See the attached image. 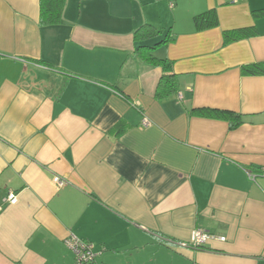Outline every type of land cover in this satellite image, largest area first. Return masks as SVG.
Wrapping results in <instances>:
<instances>
[{
	"label": "crops",
	"instance_id": "crops-1",
	"mask_svg": "<svg viewBox=\"0 0 264 264\" xmlns=\"http://www.w3.org/2000/svg\"><path fill=\"white\" fill-rule=\"evenodd\" d=\"M209 10L218 27L197 31ZM263 12L264 0H65L43 26L40 0H0V264H75L71 236L102 264H264V75L241 72L264 62ZM165 39L152 54L179 88L157 97L164 72L140 47ZM199 229L208 243L182 246Z\"/></svg>",
	"mask_w": 264,
	"mask_h": 264
},
{
	"label": "trees",
	"instance_id": "trees-1",
	"mask_svg": "<svg viewBox=\"0 0 264 264\" xmlns=\"http://www.w3.org/2000/svg\"><path fill=\"white\" fill-rule=\"evenodd\" d=\"M65 5V0H40V23L43 26H53L61 22V17ZM264 13V12H263ZM194 24L197 31H204L206 29L215 28L219 25V18L216 10H209L194 18ZM257 34V30L254 27L238 29L233 31H225L223 33L224 43L230 44L243 39H248ZM168 39L160 42L154 47L143 46L140 47L141 59L153 66L159 67L163 70L164 75L160 80L156 95L161 97L162 95L175 93L179 88V81L177 76L173 74V63L167 59L156 58L152 51L163 44H167ZM241 72L245 76H258L264 75V62L256 63L252 65L243 66ZM203 116H210L212 118L223 119L229 122L230 127L235 129L244 123L241 115H236L231 112H224L219 110H201L198 112ZM203 248V247H202Z\"/></svg>",
	"mask_w": 264,
	"mask_h": 264
},
{
	"label": "built area",
	"instance_id": "built-area-1",
	"mask_svg": "<svg viewBox=\"0 0 264 264\" xmlns=\"http://www.w3.org/2000/svg\"><path fill=\"white\" fill-rule=\"evenodd\" d=\"M226 2L237 3L239 0H225ZM171 6H173L171 4ZM144 126H148L149 122L144 120ZM264 175V173H263ZM250 177L255 179L257 176L254 173H250ZM53 182L57 189H61L67 185V180L60 177L54 176ZM7 201L11 205H15L18 202L17 195L10 192L7 198ZM211 239V236L203 230H196L193 233L192 240L190 243H182L184 247H192L195 249H200L204 247L208 241ZM224 240V239H223ZM66 244L71 249L75 255V264H102L98 263V258L101 256L102 251L96 250L94 244L83 241L76 236H71L66 240Z\"/></svg>",
	"mask_w": 264,
	"mask_h": 264
}]
</instances>
